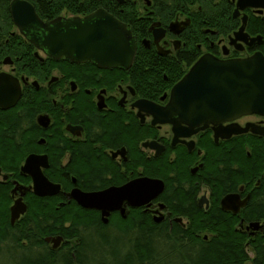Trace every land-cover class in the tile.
Wrapping results in <instances>:
<instances>
[{"label": "flooded vegetation", "instance_id": "obj_1", "mask_svg": "<svg viewBox=\"0 0 264 264\" xmlns=\"http://www.w3.org/2000/svg\"><path fill=\"white\" fill-rule=\"evenodd\" d=\"M11 1L0 0L10 20L0 23V256L26 262L30 250H46L59 264L67 253L74 261L79 247L89 248L90 238L109 237L142 214L169 231L178 227L185 232L194 221L216 218L217 228L201 226L194 237L222 239L226 231L230 238L243 237L252 254L250 241L264 237V209L254 216L264 206V115H240L189 135L182 125L183 135H175L171 124L152 123L154 118L139 105L144 99L166 105L173 84L205 53L230 59L258 51L263 37L248 30L264 28V8L246 6L233 15L237 0L185 2L177 10L171 4L164 9L160 0H86L76 15L46 7L47 0H21L42 22L96 9L113 15L135 41L133 63L137 59L156 73L155 81L141 82L142 72H128L132 65L104 69L46 56L12 22ZM243 19L244 32L249 38L260 36V43L241 42L238 49L230 38ZM17 44L30 45V56L16 55ZM192 51L197 56L186 66ZM160 62H176L185 71L170 84L164 67L156 66ZM15 79L20 93L10 103ZM104 124L123 126L119 141H110ZM218 126L222 131L215 133ZM226 127L242 131L228 135ZM81 158L99 165L97 178L89 179ZM143 178L161 182L160 193L143 205L124 201L123 215L109 211L106 222L100 210L78 202L79 192L138 185ZM12 207L17 212L13 220ZM78 209L96 217L94 227L77 222ZM68 210L75 214L62 216Z\"/></svg>", "mask_w": 264, "mask_h": 264}, {"label": "water", "instance_id": "obj_2", "mask_svg": "<svg viewBox=\"0 0 264 264\" xmlns=\"http://www.w3.org/2000/svg\"><path fill=\"white\" fill-rule=\"evenodd\" d=\"M246 6L264 8V0H237L233 15ZM9 10L19 32L50 58L66 57L72 62H90L104 69H128L133 63L136 44L130 31L103 9L82 17H56L46 22H42L25 1L12 0ZM243 23L244 19L230 38L238 49L242 48L241 42L248 46L255 41L260 43V36L248 37ZM34 56L38 57L37 51ZM14 87L10 103L15 102L20 93L16 79ZM168 97L164 106L144 99L139 107L154 118L152 123L171 124L175 135H183L179 132L182 125L190 130L186 133L189 135L196 129L209 124L220 125L240 115H264V56L259 50L230 59H217L205 53L173 84ZM225 129L228 135L242 131L231 127ZM214 130L216 133L222 128L218 126ZM136 182L99 192H79L78 202L81 207L100 210L102 220L106 222L109 211L119 210L123 215L120 204L124 201L130 206L143 205L162 189L161 182L154 179L143 178L138 180V185ZM14 209L16 207L11 208L12 220L17 216ZM154 220L159 221V218ZM252 225L257 229L258 223Z\"/></svg>", "mask_w": 264, "mask_h": 264}, {"label": "trees", "instance_id": "obj_3", "mask_svg": "<svg viewBox=\"0 0 264 264\" xmlns=\"http://www.w3.org/2000/svg\"><path fill=\"white\" fill-rule=\"evenodd\" d=\"M46 7H52L59 11H67L72 14L82 13L86 0H47ZM204 0H160L162 7L173 6L174 10L181 8L185 2L199 4ZM169 3V4H168ZM165 9V8H164ZM210 15V14H209ZM211 16V15H210ZM227 16V15H226ZM10 22L6 3H0V23ZM210 25V24H206ZM252 34H261L263 45L258 50L264 56V28L248 30ZM230 30L222 31L223 34ZM30 45L17 44L15 54H24L30 56ZM139 54V52L137 53ZM191 60L185 63L190 65L197 54L191 52ZM152 64V63H151ZM154 64V63H153ZM155 65V64H154ZM163 66L169 83L177 81L184 73L185 67L176 62L157 63L156 66ZM146 64L138 62L136 59L129 69V73L142 72L138 77L139 81H155L156 73L146 68ZM160 75V74H159ZM161 78V76H158ZM103 129L109 136L110 141L120 140V133L123 128L121 125L109 126L103 125ZM82 162L90 169L89 179L92 180L99 176L100 168L94 160L81 158ZM184 196V199H187ZM183 199V200H184ZM182 200V199H180ZM181 202V201H180ZM182 207V205L180 206ZM264 206H259L255 212V217L263 213ZM73 215L72 210L64 211L62 216ZM93 219V220H92ZM96 217L90 216L86 211L77 212V222L84 225L93 226L96 224ZM128 226L123 229L122 225L117 226V231L111 235L102 238H90L89 248H78L75 253V260L71 256L63 254L60 260L61 264H264V237H258L251 240L249 249L252 254L249 255L244 246V239L241 236L230 238L225 231V238L219 239L217 236H211L208 239L194 237L193 232L198 231L201 226L208 228H217L219 222L217 219L204 220L203 222L194 221L190 223L189 231L185 232L178 227L168 230L166 227L155 224L147 214H142L140 219L133 218L129 220ZM127 222V223H128ZM88 232V230H87ZM85 239H83L84 241ZM58 259V258H57ZM0 264H59L56 257L45 252L30 250V260L22 261L17 258L14 261L8 257L0 256Z\"/></svg>", "mask_w": 264, "mask_h": 264}, {"label": "rangeland", "instance_id": "obj_4", "mask_svg": "<svg viewBox=\"0 0 264 264\" xmlns=\"http://www.w3.org/2000/svg\"><path fill=\"white\" fill-rule=\"evenodd\" d=\"M203 233L205 234L206 232H202V234H203ZM207 234H208V233H207ZM249 255H251V254H249Z\"/></svg>", "mask_w": 264, "mask_h": 264}]
</instances>
